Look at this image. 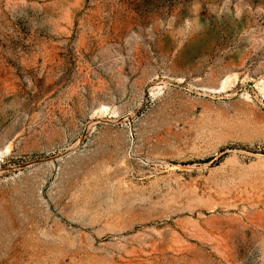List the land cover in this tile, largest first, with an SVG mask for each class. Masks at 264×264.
<instances>
[{
    "label": "rangeland",
    "instance_id": "rangeland-1",
    "mask_svg": "<svg viewBox=\"0 0 264 264\" xmlns=\"http://www.w3.org/2000/svg\"><path fill=\"white\" fill-rule=\"evenodd\" d=\"M0 264H264V0H0Z\"/></svg>",
    "mask_w": 264,
    "mask_h": 264
},
{
    "label": "bare ground",
    "instance_id": "bare-ground-1",
    "mask_svg": "<svg viewBox=\"0 0 264 264\" xmlns=\"http://www.w3.org/2000/svg\"><path fill=\"white\" fill-rule=\"evenodd\" d=\"M9 149H10V147L9 146H7V148L5 149L6 151H9ZM7 153V152H6Z\"/></svg>",
    "mask_w": 264,
    "mask_h": 264
}]
</instances>
